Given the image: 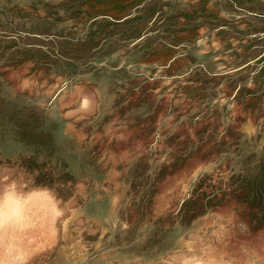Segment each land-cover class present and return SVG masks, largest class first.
Returning <instances> with one entry per match:
<instances>
[{"label": "rangeland", "instance_id": "rangeland-1", "mask_svg": "<svg viewBox=\"0 0 264 264\" xmlns=\"http://www.w3.org/2000/svg\"><path fill=\"white\" fill-rule=\"evenodd\" d=\"M0 168V264H264V0H0Z\"/></svg>", "mask_w": 264, "mask_h": 264}, {"label": "crops", "instance_id": "crops-1", "mask_svg": "<svg viewBox=\"0 0 264 264\" xmlns=\"http://www.w3.org/2000/svg\"><path fill=\"white\" fill-rule=\"evenodd\" d=\"M18 183V178L13 177V174L9 170L0 168V204L3 200V196L9 193L12 187L15 188V192L17 191L16 187ZM31 193H33L32 189L27 191V194Z\"/></svg>", "mask_w": 264, "mask_h": 264}, {"label": "bare ground", "instance_id": "bare-ground-1", "mask_svg": "<svg viewBox=\"0 0 264 264\" xmlns=\"http://www.w3.org/2000/svg\"><path fill=\"white\" fill-rule=\"evenodd\" d=\"M9 193H10V192H9ZM9 193H7V194H9ZM10 195H11V194H10ZM12 195H14V194H12ZM12 195H11V196H12ZM6 196H7V195H6ZM11 196H10V197H11ZM4 197H5V196H4ZM10 197H9V198H10ZM11 198H15V197H11ZM8 200L11 201V199H8ZM3 201L5 202V200H2V203H1V205H0V214H2V215H4V216H6V214H8V216H10L9 211L6 212V211L4 210L5 208H3L4 206L2 207V204L4 205V202H3ZM6 201H7V197H6ZM14 201H15V203H16V198H15ZM11 203H13V199H12ZM11 203H10V204H11ZM15 203H14V204H15ZM10 204H9V205H10ZM9 205H8V206H9ZM9 207L12 208V209L9 208V209H11V210H10V213H11V211H12V212H16V214L19 212V210H18V207H19V206L17 205V203H16V205L13 206V204H12V205L9 206ZM13 210H14V211H13ZM17 210H18V211H17ZM2 218H3V217H2ZM2 218H1V219H2ZM4 218H5V217H4ZM4 218H3V219H4ZM8 218H9V217H6L7 220H8ZM4 220H5V219H4ZM5 222H6V221H5ZM1 223H2V221H1ZM2 224H4V223H2ZM5 227H6V225H5ZM1 228H2V227H1ZM4 230H5V228H4ZM4 232H5V231H4ZM4 234H5V233H4ZM9 246H10V245H9ZM9 246H8V247H9ZM5 248H6V247H5ZM2 252H3V251H2ZM2 252H0V254H1ZM15 252H16V251H15ZM4 253H5V252H4ZM4 253H2V254H4ZM6 254H7V253H6ZM4 255H5V254H4ZM4 255H3V256H4ZM1 256H2V255H1ZM3 256H2V258H3ZM7 256H8V255H7ZM9 256H10V255H9ZM11 256H13V255L11 254ZM4 259H6V257H4ZM0 260H1V258H0ZM4 262H5V260H4Z\"/></svg>", "mask_w": 264, "mask_h": 264}]
</instances>
